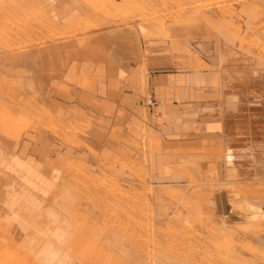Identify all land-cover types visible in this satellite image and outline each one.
I'll return each mask as SVG.
<instances>
[{
	"label": "rangeland",
	"instance_id": "374dc122",
	"mask_svg": "<svg viewBox=\"0 0 264 264\" xmlns=\"http://www.w3.org/2000/svg\"><path fill=\"white\" fill-rule=\"evenodd\" d=\"M153 45L190 50L240 85L252 78L264 106V0H0V218L26 228L30 245L46 243L42 264L83 263L58 244L69 221L105 247L97 264L110 254L118 264H219L214 252L224 264H264V178L249 177L246 160L236 185L189 162L162 167L147 123L139 140H120L74 105L81 61L127 51L144 62Z\"/></svg>",
	"mask_w": 264,
	"mask_h": 264
},
{
	"label": "crops",
	"instance_id": "0c3cea01",
	"mask_svg": "<svg viewBox=\"0 0 264 264\" xmlns=\"http://www.w3.org/2000/svg\"><path fill=\"white\" fill-rule=\"evenodd\" d=\"M121 52L81 61L78 74L72 71L74 105L93 116L100 130L139 140L147 123L162 167L189 162L187 170L214 171L217 180L236 185L246 160L249 177L264 178L257 167L264 166V106H255L252 78L240 85L212 61L167 45L149 46L144 62ZM144 78L155 101L148 109L141 102ZM241 126L247 127L245 137Z\"/></svg>",
	"mask_w": 264,
	"mask_h": 264
},
{
	"label": "bare ground",
	"instance_id": "6f19581e",
	"mask_svg": "<svg viewBox=\"0 0 264 264\" xmlns=\"http://www.w3.org/2000/svg\"><path fill=\"white\" fill-rule=\"evenodd\" d=\"M217 1V0H216ZM217 3V2H216ZM54 12V11H53ZM73 171V170H72ZM72 173V172H71ZM35 190V189H34ZM31 191V190H30ZM29 192V191H28ZM33 192V191H32ZM37 196V195H36ZM36 196H34V197H36ZM126 196V195H125ZM24 198V197H23ZM31 199H32V197H31ZM121 199H123V195L121 196ZM14 200V199H13ZM15 202V201H14ZM11 202V204H12V206L11 205H9V206H11V207H13L14 205H15V203H16V205L17 204H19V206H24V205H26V202H27V200H24V201H21V202ZM58 202V201H57ZM57 204V203H56ZM59 204V206L61 205L60 203H58ZM58 207V206H57ZM74 207V206H73ZM25 208V207H24ZM60 208V207H59ZM104 208V207H103ZM12 209V208H11ZM42 209V208H41ZM0 210H2L3 211V209H1L0 208ZM1 211V212H2ZM9 211V210H8ZM7 211V212H8ZM41 212V211H40ZM48 212V211H47ZM103 212V211H102ZM4 213V212H3ZM3 213L1 214L2 216H3ZM16 213V211L15 212H13V214H15ZM43 213V212H42ZM53 213V212H52ZM61 213V212H60ZM0 215V216H1ZM6 215H8V214H6ZM53 215V214H52ZM60 215V214H59ZM70 215V214H69ZM43 216V215H42ZM71 216V215H70ZM7 217V216H6ZM54 217V216H53ZM56 217V216H55ZM3 218V217H2ZM2 218H0V221H2L3 219ZM4 218H5V216H4ZM38 218V217H37ZM64 218V217H63ZM70 218V217H69ZM56 219V218H55ZM60 219H61V217H60ZM127 219V218H126ZM130 219V218H129ZM128 220V219H127ZM131 220V219H130ZM4 221H8L9 222V218L7 219L6 218V220L4 219ZM117 221H118V219H117ZM124 221V220H123ZM126 221V220H125ZM124 221V222H125ZM3 222V221H2ZM15 222V221H14ZM66 222V221H65ZM68 222V221H67ZM66 222V223H67ZM71 221H69L68 223V225L67 226H65L66 228H64V230L61 232V230H60V235H57L56 233H58L57 232V229L55 228V232L56 233H54V234H56L57 236H60L61 237V239H62V241L61 240H59V242H58V244L60 243V247L62 248V250H64L65 252H66V254L68 253V252H78V253H80L81 254V256L80 257H82L81 259H82V261H83V263L82 264H97L96 262H95V257L96 256H99V255H101V254H104L103 252H105V247H103L102 245H100V242H97V243H99V244H96V243H94V242H91V235H90V231L89 230H83V229H81V228H79L77 225V227L75 226V225H73V223L71 224L70 223ZM121 222V221H120ZM95 223V222H94ZM127 223V222H126ZM5 224V225H4ZM15 224H17V223H15ZM119 224V223H118ZM121 224V223H120ZM119 224V225H120ZM7 225H8V227L6 226V222L4 223H1L0 222V264H42V261L39 259V258H37V257H39V252L41 251V253H42V251L44 250V249H46V247H48L47 245H46V243H44V241H38L35 245H30L29 244V242L31 241H29V235H30V233H28L27 231H25V232H23L25 229L22 227L21 228V225H20V227H19V229H17L18 228V226H16V227H14V225L12 224V222H11V225H9V223H7ZM36 225L37 226H39L40 225V223L38 224V222H36ZM64 225H66V224H64ZM63 225V226H64ZM91 226H92V224H90ZM6 226V227H5ZM34 226V225H33ZM85 226V225H84ZM60 227H62V226H60ZM63 228V227H62ZM71 228H73V230H68V229H71ZM87 228V227H86ZM90 228V227H89ZM88 228V229H89ZM58 230V231H59ZM90 230H92V232H93V230L94 229H91L90 228ZM110 231H108V232H113L112 230L113 229H109ZM95 231V230H94ZM53 232H54V230H53ZM96 232V231H95ZM106 231H103V233H105ZM46 233V232H45ZM97 233V232H96ZM113 233L115 234V233H117L118 234V236H117V234H115L116 235V239L114 240L113 239V237H112V235H113ZM112 233V235L111 236H109V238H110V240H114V241H112V244L114 243L115 244V242L117 243L118 242V239L120 238V236H119V233L118 232H113ZM12 234V235H11ZM33 234V233H32ZM31 234V235H32ZM67 234H69L70 236H68V237H65V236H67ZM106 234H109V233H106ZM105 234V236H107ZM52 235V234H51ZM97 235H100L99 234V232H98V234ZM110 235V234H109ZM121 236H125V233H122V234H120ZM47 236H48V234H47ZM53 236V235H52ZM55 236V235H54ZM65 237V238H64ZM98 237V236H97ZM117 237H119L118 239H117ZM101 238V237H100ZM99 238V239H100ZM104 238V237H103ZM109 238L108 237H106L105 239L107 240H104V241H106V243L109 241ZM32 239V238H31ZM51 239V238H50ZM49 239V240H50ZM53 239V238H52ZM59 239V238H58ZM120 239H122L123 240V238L121 237ZM124 239H125V237H124ZM33 240H34V237H33ZM49 240H48V242H49ZM57 240V239H56ZM98 240V239H97ZM117 240V241H116ZM122 240H119V242L121 241L122 242ZM220 240V239H219ZM47 241V240H46ZM61 241V242H60ZM102 241V240H101ZM32 242V241H31ZM55 240H51V244H55ZM117 243V245H112L113 247L115 246V247H119V245L118 244H120V247H121V242L120 243ZM123 242H124V240H123ZM104 243V242H103ZM105 243V244H106ZM110 243H111V241H110ZM125 243V242H124ZM231 243V242H230ZM102 244V243H101ZM108 244V243H107ZM105 246V245H104ZM125 245H123L122 247H124ZM229 246V245H228ZM118 247H117V249H118ZM119 247V248H120ZM232 249H231V248ZM230 247H228V248H230V250H232V252H231V256H230V258H232V257H235V256H233V255H235L236 253H237V251H235V247H233V244H231V246ZM127 248V247H126ZM122 249V248H121ZM111 249H109V251H110ZM114 250V249H113ZM46 251V250H45ZM61 251V250H60ZM59 251V252H60ZM64 251H62L63 253H64ZM115 251V250H114ZM126 251V253L128 252V254H129V249H128V251H127V249L125 250ZM235 251V252H234ZM210 253H211V251H209ZM114 253V252H113ZM125 252L123 253V254H126ZM216 252H214V255H215V257H216V259H217V262L219 263V264H222L223 262H225L224 260H223V258H222V260H221V258L219 259V256H220V253L219 252H217L216 254H215ZM228 253H230V252H228ZM235 253V254H234ZM36 255L35 257L33 256V255ZM38 254V255H37ZM45 254V253H44ZM43 254V255H44ZM106 254V253H105ZM110 254V253H109ZM224 254V253H223ZM42 255V256H43ZM48 255V254H47ZM114 255V254H113ZM213 255V254H212ZM238 255V254H237ZM45 256V255H44ZM60 256V255H59ZM110 258L112 257V258H114V259H110L109 257H107V258H109V261H110V263L109 264H118V262H120V261H118V262H114L113 260H115V256H111V254L110 255H108ZM123 256V255H122ZM222 256V255H221ZM62 257V256H61ZM117 257V256H116ZM204 257V256H203ZM42 258V257H41ZM44 258V257H43ZM57 258V257H56ZM118 258V257H117ZM120 258H122V257H120ZM238 258H240V257H238ZM50 259V258H49ZM47 260H48V258H47ZM45 261H46V259H45ZM48 261H50V260H48ZM48 261H46V262H48ZM80 261V260H79ZM55 262H58V261H55ZM198 263V262H197ZM239 263V262H238ZM51 264V263H50ZM57 264V263H56ZM121 264V263H120ZM224 264V263H223ZM226 264V263H225Z\"/></svg>",
	"mask_w": 264,
	"mask_h": 264
},
{
	"label": "built area",
	"instance_id": "2783aa9c",
	"mask_svg": "<svg viewBox=\"0 0 264 264\" xmlns=\"http://www.w3.org/2000/svg\"><path fill=\"white\" fill-rule=\"evenodd\" d=\"M146 96L148 97L147 99H146V103L147 104H151V97H150V95H148V93L146 94Z\"/></svg>",
	"mask_w": 264,
	"mask_h": 264
}]
</instances>
